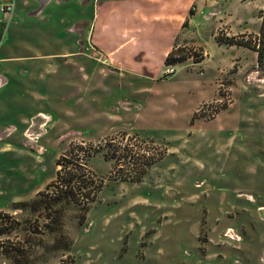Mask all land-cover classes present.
<instances>
[{
  "label": "rangeland",
  "instance_id": "obj_1",
  "mask_svg": "<svg viewBox=\"0 0 264 264\" xmlns=\"http://www.w3.org/2000/svg\"><path fill=\"white\" fill-rule=\"evenodd\" d=\"M263 2L209 0L177 33L189 57L147 88L84 56L83 82L56 81L20 57L65 49L64 25L0 11V54L19 58L1 71L25 70L0 88V264H264V72L242 45ZM61 157L102 183L84 209L49 207Z\"/></svg>",
  "mask_w": 264,
  "mask_h": 264
},
{
  "label": "crops",
  "instance_id": "obj_2",
  "mask_svg": "<svg viewBox=\"0 0 264 264\" xmlns=\"http://www.w3.org/2000/svg\"><path fill=\"white\" fill-rule=\"evenodd\" d=\"M10 19L16 23L36 24L31 32L63 33L67 47L50 54H31L24 60L43 61L39 69L56 81H67L66 71L75 73L83 82L82 56L108 68L118 78L148 84L163 74L166 57L182 47L196 45L178 41L179 29L191 17L200 15L209 0H10ZM195 7L192 13L190 8ZM64 25L63 31L60 25ZM45 28L46 30L42 29ZM59 31V32H58ZM31 32H29L31 34ZM19 60L0 54V62ZM74 60V61H72ZM95 60V61H94ZM98 63V62H97ZM64 70V73L57 72ZM22 67L14 72L1 71L0 88L20 86L15 79ZM10 72V73H6ZM30 69L26 68L28 77ZM8 74L10 77H8ZM78 76V77H77ZM83 86V85H82ZM143 88H147L143 86ZM3 89V90H4ZM148 89H142L147 91ZM2 211H0L1 213Z\"/></svg>",
  "mask_w": 264,
  "mask_h": 264
},
{
  "label": "trees",
  "instance_id": "obj_3",
  "mask_svg": "<svg viewBox=\"0 0 264 264\" xmlns=\"http://www.w3.org/2000/svg\"><path fill=\"white\" fill-rule=\"evenodd\" d=\"M242 45L255 53L256 67L264 72V2L259 12V25L257 33L254 36V42L252 44L243 42ZM187 57H189V54H185L182 48L176 49L166 57L164 65L181 62ZM92 153L85 155L86 160ZM86 160L85 163L76 164L77 166L73 168L76 170L67 168L68 163H71L70 159L65 160V158L61 157L55 161L56 167L61 166L62 161H65V164L64 166L62 165V170L55 171L54 180L46 186V189L54 191L52 192V196L48 197L49 207L58 203H66L84 209L89 203L95 200V195L100 192L102 183L95 182L94 184L90 173L85 170ZM130 182L137 183L138 180H131ZM41 194L38 193L37 195L39 196ZM5 218H7L6 215L0 214V234ZM4 253L5 251H3Z\"/></svg>",
  "mask_w": 264,
  "mask_h": 264
},
{
  "label": "built area",
  "instance_id": "obj_4",
  "mask_svg": "<svg viewBox=\"0 0 264 264\" xmlns=\"http://www.w3.org/2000/svg\"><path fill=\"white\" fill-rule=\"evenodd\" d=\"M3 10L5 12L11 14V12L13 10V6H12V3L10 2V0L3 3V4H0V11L2 12ZM172 65H174V64H170V65L165 66L164 71H163V77L174 74V68Z\"/></svg>",
  "mask_w": 264,
  "mask_h": 264
},
{
  "label": "water",
  "instance_id": "obj_5",
  "mask_svg": "<svg viewBox=\"0 0 264 264\" xmlns=\"http://www.w3.org/2000/svg\"><path fill=\"white\" fill-rule=\"evenodd\" d=\"M7 1H9V0H0V4H3L5 2H7Z\"/></svg>",
  "mask_w": 264,
  "mask_h": 264
},
{
  "label": "flooded vegetation",
  "instance_id": "obj_6",
  "mask_svg": "<svg viewBox=\"0 0 264 264\" xmlns=\"http://www.w3.org/2000/svg\"><path fill=\"white\" fill-rule=\"evenodd\" d=\"M0 33H1V26H0Z\"/></svg>",
  "mask_w": 264,
  "mask_h": 264
}]
</instances>
